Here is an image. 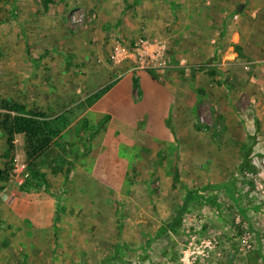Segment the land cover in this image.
<instances>
[{
  "label": "rangeland",
  "instance_id": "374dc122",
  "mask_svg": "<svg viewBox=\"0 0 264 264\" xmlns=\"http://www.w3.org/2000/svg\"><path fill=\"white\" fill-rule=\"evenodd\" d=\"M0 1V98L53 135L29 193L15 137L0 264H264V0ZM103 115L86 152L78 122Z\"/></svg>",
  "mask_w": 264,
  "mask_h": 264
},
{
  "label": "trees",
  "instance_id": "16d2710c",
  "mask_svg": "<svg viewBox=\"0 0 264 264\" xmlns=\"http://www.w3.org/2000/svg\"><path fill=\"white\" fill-rule=\"evenodd\" d=\"M56 1L57 0H43L42 4L43 7L48 10L50 6L55 5ZM4 10V7H0V19ZM235 50L237 54H241V50L238 47H236ZM132 87L135 90H140L137 78L132 79ZM109 89L110 88L108 87L105 90L99 91L93 96L91 102L99 100ZM110 118V115H103L95 127L90 125V121L87 118H83L78 122L76 134L86 140V152H90L89 139L88 137L86 139V135L98 133L104 128L105 124L110 120ZM47 120L48 115L42 111H39L35 107L28 109L27 105L16 102L15 100L0 98V190H3L14 176V140L17 135H24L25 157L27 161L28 172L27 176L20 184V190L29 193L39 192L43 189L47 190V188H51L52 183L49 181V174L41 170V164L43 163L42 158L48 152L53 143L50 122ZM165 124L169 129L173 128L170 114H167V120ZM157 157L163 158V152H158ZM59 171L62 173V175H64V179L66 181L69 174V169L55 167L50 170V173H53L54 175V173H58ZM51 195L56 200H61L59 194L53 193ZM191 195H193V193H187L183 206L165 226V229H168L170 232H175L177 228L181 227L183 215L186 211L188 202L191 200ZM62 212L63 209L60 206V203H55V211L52 222L55 229ZM15 221L31 226L28 220L20 221L18 219L14 220V218H9L7 221H3V224L7 227V230H10L15 226ZM32 228L33 227H30V229Z\"/></svg>",
  "mask_w": 264,
  "mask_h": 264
},
{
  "label": "water",
  "instance_id": "95a60500",
  "mask_svg": "<svg viewBox=\"0 0 264 264\" xmlns=\"http://www.w3.org/2000/svg\"><path fill=\"white\" fill-rule=\"evenodd\" d=\"M243 6L238 7L237 11L240 13L242 11Z\"/></svg>",
  "mask_w": 264,
  "mask_h": 264
}]
</instances>
